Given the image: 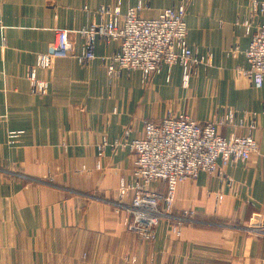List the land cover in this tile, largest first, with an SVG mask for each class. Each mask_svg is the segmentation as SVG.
<instances>
[{
    "label": "crops",
    "instance_id": "obj_1",
    "mask_svg": "<svg viewBox=\"0 0 264 264\" xmlns=\"http://www.w3.org/2000/svg\"><path fill=\"white\" fill-rule=\"evenodd\" d=\"M139 1L147 18L187 7L190 47L212 56L188 87L180 65L164 66L149 82L140 71L111 78L101 57L118 44L98 41L92 64L59 56L52 70L37 69L50 87L32 92L29 71L56 29L80 30L100 22L103 6L126 11ZM251 12L252 0H0V43L7 45L0 53V264H131L128 256L139 264H264V89L241 73L251 43L242 22ZM262 22L264 15L255 16L254 28ZM71 39L80 54L83 38ZM235 45L241 51L233 57ZM229 109L242 125L223 126L227 138L250 134L258 116L259 153L180 184L172 222L182 236L166 220L150 243L125 232L114 202L121 182L132 180L130 144L145 121L186 114L207 122ZM11 131L20 132L13 144Z\"/></svg>",
    "mask_w": 264,
    "mask_h": 264
},
{
    "label": "built area",
    "instance_id": "obj_2",
    "mask_svg": "<svg viewBox=\"0 0 264 264\" xmlns=\"http://www.w3.org/2000/svg\"><path fill=\"white\" fill-rule=\"evenodd\" d=\"M146 10L147 4L142 1L126 11L120 4L103 6L98 10V23L77 31L56 29L51 48L38 56L37 64L29 71L32 92L45 95L50 87L49 81L37 78V69L52 70L59 56H73L81 64H92L98 58V41L118 44L111 55L101 57L111 78L140 71L145 82H149L164 66L170 70L174 65H180L183 85L188 87L193 69L210 65L212 56L205 58L190 47L187 7L166 8L156 18L145 17ZM263 15L264 3L252 0L251 17L242 22L251 36V43L245 51L248 67L241 73L258 90L264 89V22L254 28L253 18ZM72 34H78L84 40L80 54L74 53ZM6 46L3 39L0 53ZM240 51L235 45L231 54L236 57ZM257 118L253 116L250 122V134H233L228 138L221 132L223 126L242 125L232 109L207 122H198L186 114H170L159 122L145 121L143 136L130 144L136 156V167L132 180L121 182V203H117L119 208L126 206V210L134 212L136 217L131 230L143 232L147 240L154 239L156 225L162 219H174L172 213L181 183L196 180L202 172L223 174L230 163L247 162L259 153V142L253 134ZM19 134L9 132L12 143ZM155 184H164L165 188L159 190L154 188ZM173 229L179 231L177 227Z\"/></svg>",
    "mask_w": 264,
    "mask_h": 264
},
{
    "label": "rangeland",
    "instance_id": "obj_3",
    "mask_svg": "<svg viewBox=\"0 0 264 264\" xmlns=\"http://www.w3.org/2000/svg\"><path fill=\"white\" fill-rule=\"evenodd\" d=\"M198 68V67H197ZM194 70H196V68H194L193 69V72H192V74L194 73ZM192 76V75H191ZM239 136H247V135H239ZM11 143H12V141H10ZM14 143V142H13ZM12 143V144H13ZM260 146V145H259ZM49 183H55V178H50L49 180ZM118 198L119 199H117L115 202H114V205H117V203H121V200H120V186H119V193H118ZM119 209H121V208H119ZM118 209V211L119 212H121L122 214H123V224H124V226H125V228L126 229H124V231L125 232H131L132 234L134 233V234H136L137 236H139L142 240H144L145 242H147V243H150V242H153L155 239H156V236H157V230H158V227H159V225L162 223V221H165V219H162L161 221H160V223H158V225H156V227H155V229H153V235H155V238L154 239H151V240H147V239H145V237H144V233L143 232H135V231H132L131 230V224L133 223V219L136 217L135 215H134V212L131 210V211H129V210H126V206L124 207V208H122L121 210H119ZM173 212H174V210H173ZM173 214V213H172ZM187 220V219H186ZM174 221V220H173ZM169 223V225L170 226H172L171 227V232L175 235V236H177V237H180V236H182V229H181V226H179V225H176V224H174L172 221H169L168 220V218L166 219V223ZM167 223V224H168ZM171 223V224H170ZM173 227H177L178 228V230L179 231H175L174 229H173ZM137 231H139V230H137ZM127 260L129 261V263H131V264H139V260H138V258L136 257V256H128V258H127Z\"/></svg>",
    "mask_w": 264,
    "mask_h": 264
}]
</instances>
